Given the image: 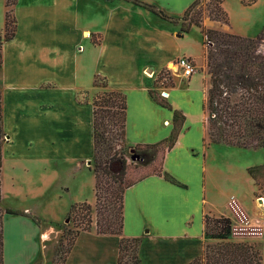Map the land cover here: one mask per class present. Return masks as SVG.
I'll return each instance as SVG.
<instances>
[{
  "label": "crops",
  "instance_id": "1",
  "mask_svg": "<svg viewBox=\"0 0 264 264\" xmlns=\"http://www.w3.org/2000/svg\"><path fill=\"white\" fill-rule=\"evenodd\" d=\"M79 1L18 0L16 35L2 46L0 92L3 127L9 139L3 167V205L20 213L4 217L5 264H51L72 205L87 202L80 194L84 192H76L79 197L71 201L66 199L76 189L66 183L63 192L51 197V167L71 163L68 172L76 173L83 186L94 184L96 203L91 164L95 153L91 101L98 91L95 78H107L109 90L127 98V146L154 145L171 137L174 119V111L151 96V90L159 91L154 90L155 75L175 60L194 56L179 50L178 25L146 6H155L172 18L161 5L163 0H138L141 4L99 0L106 11L92 18L85 15V21ZM194 1L181 3V12L186 13ZM164 19L176 27L164 29ZM207 25L236 32L217 21ZM151 70L154 73L150 76L147 72ZM185 78L190 79L188 84L181 81L178 85L175 78L174 87L162 91L166 101L185 116L181 134L166 153L163 167L187 188L151 175L129 187L124 195V236L141 239L142 264H191L213 241L206 236V213L230 218L233 240L243 225L238 212L249 222L242 231L264 223V178L257 175L256 181L250 174L251 169L264 164L229 167L233 169L228 174L232 179L229 184L222 179L209 186L207 150L211 144L205 145V83L195 74ZM86 91L90 102L79 101L80 93ZM17 139L22 143L14 149ZM7 154L12 164L6 180ZM228 169L210 167V173L224 175ZM55 196L62 203L55 210L57 218L41 219L31 204L44 205ZM232 201H236V208ZM246 240L259 245L264 264V233H251ZM119 245V236L99 235L95 229L82 231L64 264H117Z\"/></svg>",
  "mask_w": 264,
  "mask_h": 264
},
{
  "label": "trees",
  "instance_id": "2",
  "mask_svg": "<svg viewBox=\"0 0 264 264\" xmlns=\"http://www.w3.org/2000/svg\"><path fill=\"white\" fill-rule=\"evenodd\" d=\"M17 1L6 0L5 33L3 36L0 35V66L2 64L3 43L13 39L17 32V21L14 13ZM133 1L136 4H141L138 0ZM214 2L210 17L216 21L229 22L228 13L222 7L224 0H214ZM199 4L200 1L196 0L185 15L187 16ZM146 6L157 15L171 20L157 7ZM191 24L201 28L202 33L210 43V48L206 51L209 81L203 104L204 124L210 143L239 148H264V28L257 37L252 38L207 29L202 26L201 20L191 21ZM99 77L101 76H97L94 82L98 91L93 95L91 101L94 108L95 153L93 159L96 166L92 170L96 179V215L93 217L94 206L88 202L72 205L68 219L74 217L78 221L79 230L73 240L68 243V248L62 256V264L71 252L77 236L82 231H92L93 229L99 235L120 237L117 264H142L139 257L141 239L124 236L125 191L151 175L162 176L175 185L187 188L186 185L165 172L163 167L166 153L174 147L181 134L185 116L180 111L175 110L166 100L157 98L155 91L151 90L150 93L155 102L174 111L171 137L154 145L129 147L125 142L127 98L121 92L109 90L108 81L105 77L103 79L106 84L103 87L98 86L96 81L100 79ZM87 93L88 91L81 92L79 101L90 102V96L89 99L85 98ZM2 103L0 92V264H5L4 217L7 214L18 215L20 213L3 205L2 176L5 146L9 139L3 127ZM111 126L112 128H110ZM111 133L114 135H110ZM116 140L127 146L132 152H152V156L147 154L146 157L140 158L149 166H153L151 171L145 176L122 186L125 161L123 154L116 149ZM158 156L161 157L160 164L154 165ZM118 163H121V166L119 170H115L114 166ZM258 171L257 169L250 170V174L256 181H259L257 178ZM107 175L113 178L114 184L105 182ZM115 185H119L120 188ZM203 219L206 236L216 243H208L203 254L191 264H263V254L259 245L235 242L232 239L233 222L230 218L225 216L214 217L206 213Z\"/></svg>",
  "mask_w": 264,
  "mask_h": 264
},
{
  "label": "rangeland",
  "instance_id": "3",
  "mask_svg": "<svg viewBox=\"0 0 264 264\" xmlns=\"http://www.w3.org/2000/svg\"><path fill=\"white\" fill-rule=\"evenodd\" d=\"M192 0H163L161 5L165 6L168 8V15L171 16V20L173 25H178L177 29V35L180 38L179 39V50L180 48H183L185 51L188 53L194 55L190 59L195 63L197 69L195 76H202L203 82L205 83L204 90H205V95L207 94V85L209 81V75H208V68H207V61H206V51L210 48V43L206 36L202 33V29L195 26L194 24H191V21L194 22L195 20H201L202 21V26L206 27L207 29H212V30H217L221 31L218 28H210L208 27L209 21H216L213 20L210 17V11L213 5L215 4L214 0H199L200 4L193 9L187 16L185 13L181 12L182 5L181 3H187ZM196 1V0H195ZM194 1V2H195ZM18 2V1H17ZM193 2V3H194ZM214 2V3H213ZM80 12L82 13L83 16V21H85V15L88 16L89 18L96 16H100L101 13H104L106 10L104 7V4L100 2L99 0H80ZM192 3V4H193ZM213 3V4H212ZM222 7L224 10L228 13L229 16V22H219V24H227L231 28L235 29L236 32L232 31H227L228 33H235L239 34L245 37H252L255 38L257 37L260 32L264 28V0H224ZM6 0H0V28H4L5 24V13H6ZM163 12V11H162ZM165 12V10H164ZM166 13V12H165ZM184 14V15H183ZM17 21V19H16ZM165 22H163V27L164 29H172V27H176L171 25V22L167 21L164 19ZM169 22V23H168ZM166 23L168 25H166ZM190 26V28H189ZM189 28V29H188ZM224 32V31H222ZM5 33V30L0 32V35L3 36ZM185 37V38H181ZM97 41V39H95ZM177 60L171 63L170 67L173 65L177 66L176 63ZM169 66H166L158 75H155V89L159 88V91H155V96L159 99H164L166 98L163 96L164 93L162 94V91L165 89H168L170 87H174L175 85V78L177 81V84L180 85L181 81L184 84H188L190 79H186L183 77V73L178 69V72L175 73ZM150 75H153L154 71H148L147 72ZM179 77L181 76V80ZM96 82L98 86L103 87V85L106 84L105 80L103 77H99ZM96 79V78H95ZM86 95V94H85ZM84 95V96H85ZM88 95V96H87ZM85 98L89 99V92L87 93ZM112 128V126L110 127ZM110 135H114V133H111ZM8 138V137H7ZM12 140V139H11ZM14 140V139H13ZM21 141L19 139L16 140V145H14V149H19L21 145ZM116 149L121 152L124 156V161L125 165L123 166V180H122V186L126 183H129L131 181H135L139 179L140 177L145 176L148 174L151 169L152 165L149 166L148 163H145L143 160H141V157H146L147 154H151L152 152L150 151H139V152H132L127 146L123 145L120 143V141L116 140ZM211 144L210 140L207 139V142L205 145ZM115 146V145H113ZM210 147V148H209ZM208 152H207V162H208V167H209V172H208V183L210 186V183L213 182V180L218 183V181H226L227 184L231 182V177L228 175L229 172L233 169H228L229 167L237 166V165H247V164H264V150H260L262 148H247L242 149L234 146H229L225 144H216L209 146ZM12 150V147L8 150L10 152ZM6 152V150H5ZM104 157V155H103ZM5 158V155H4ZM6 163H5V171H4V178L7 180L9 179V172L8 169L12 163H10V156L9 154L6 155ZM160 159L161 157L158 156L156 158V163L154 165H159L160 164ZM71 164V163H70ZM66 164L63 165L61 162V165L59 167L54 166L53 168L51 167V174L49 178V186L50 190L49 193L52 196L55 194H58L59 192H63V185L64 183L69 184V186H72L74 189V186L76 189L73 190L75 192L73 196L66 197V199H70V201L74 198H78L79 196H76V192H84L80 193L82 194V198L84 201H87L88 203L92 204L94 206L93 209V217L96 215V208H95V194H94V184L92 183H85L83 186L82 180L80 181V177H77V174L74 173L71 174V172H68L69 165ZM92 169H95L96 162L93 159L92 161ZM121 166V163H118L116 166H114L115 170H119ZM224 167L227 168L226 170L227 174H218L217 172H212L210 173V167ZM254 170H256L254 168ZM259 170L257 172V175L261 176L264 178V167L263 168H257ZM85 172V171H84ZM88 174V172H86ZM231 176H234L233 172L230 173ZM214 176V177H213ZM222 177V178H221ZM226 177V178H224ZM3 179V176H2ZM36 177L33 178L35 180ZM60 181V183H58ZM84 181V179H83ZM105 182L108 184H114L113 178L109 175L105 177ZM264 185V183H263ZM263 185L260 186L262 189ZM119 186V185H115ZM228 186V185H227ZM120 188V186H119ZM228 188H232V186L229 185ZM259 195V194H258ZM258 199H261L258 196ZM260 201V200H259ZM42 202V200L40 201ZM61 202L58 200L57 196L53 197L50 199L47 204H42L40 203L39 206L34 207V204H31V206L34 208L36 211L37 215H40V218L42 219L41 216L46 217L45 219H56L57 216L55 215V210L59 206H61ZM76 204V203H75ZM48 217H53V218H48ZM78 221L75 220L73 217L72 219H68L66 221V224L64 225V231L63 234L59 237V240L55 244V256L51 264H62V256L64 254V251L68 248V243L73 240V237L75 236L76 232L79 230L77 227ZM264 223L258 227L264 229ZM240 227V225H239ZM241 227H243L241 225ZM245 227V226H244ZM235 242H247V243H253L251 241L246 240L247 235H250L251 233L253 234V230L250 228L246 231H236L235 232ZM242 235V236H241ZM240 237V238H239ZM215 242H211L210 244H214ZM258 245L257 243H255Z\"/></svg>",
  "mask_w": 264,
  "mask_h": 264
},
{
  "label": "built area",
  "instance_id": "4",
  "mask_svg": "<svg viewBox=\"0 0 264 264\" xmlns=\"http://www.w3.org/2000/svg\"><path fill=\"white\" fill-rule=\"evenodd\" d=\"M177 66H178V68H180V70L182 71V73H183V76H185V77H190V76H192V75H194L195 73H196V69H197V67H196V65H195V63L192 61V59H190V58H188V57H182V58H180L179 60H178V62H177ZM233 203V204H232ZM232 205H233V207H237V205H236V201H232ZM239 213V217H241V222H242V226L243 227H240V228H247V224H249V222H247L246 220H245V217H244V215L243 214H240V212H238ZM245 226V227H244ZM264 226V225H263ZM253 230V232L255 233V234H259V235H262L263 233H264V229H263V227L262 228H260V227H255V228H253L252 229Z\"/></svg>",
  "mask_w": 264,
  "mask_h": 264
},
{
  "label": "bare ground",
  "instance_id": "5",
  "mask_svg": "<svg viewBox=\"0 0 264 264\" xmlns=\"http://www.w3.org/2000/svg\"><path fill=\"white\" fill-rule=\"evenodd\" d=\"M171 65V64H170ZM170 65H169V67H170ZM175 73H177L178 72V67L177 66H175V65H173L172 67H170ZM151 76V75H150ZM165 93L166 92H164V95H165ZM168 94V93H167ZM167 97V96H166Z\"/></svg>",
  "mask_w": 264,
  "mask_h": 264
},
{
  "label": "water",
  "instance_id": "6",
  "mask_svg": "<svg viewBox=\"0 0 264 264\" xmlns=\"http://www.w3.org/2000/svg\"><path fill=\"white\" fill-rule=\"evenodd\" d=\"M166 94V93H165Z\"/></svg>",
  "mask_w": 264,
  "mask_h": 264
}]
</instances>
